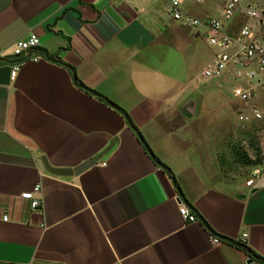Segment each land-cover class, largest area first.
Instances as JSON below:
<instances>
[{
  "label": "crops",
  "instance_id": "0c3cea01",
  "mask_svg": "<svg viewBox=\"0 0 264 264\" xmlns=\"http://www.w3.org/2000/svg\"><path fill=\"white\" fill-rule=\"evenodd\" d=\"M207 32L164 0H0V264H264V178L250 192L222 183L216 154L188 141L190 122L217 113L190 77L214 59ZM29 34L37 59L11 79ZM88 158L78 175L44 165ZM38 184L31 209L20 194Z\"/></svg>",
  "mask_w": 264,
  "mask_h": 264
},
{
  "label": "built area",
  "instance_id": "2783aa9c",
  "mask_svg": "<svg viewBox=\"0 0 264 264\" xmlns=\"http://www.w3.org/2000/svg\"><path fill=\"white\" fill-rule=\"evenodd\" d=\"M164 1L173 20L194 29L202 26L208 31V42L216 52L214 59L201 70V77L210 80L230 74L235 81L232 94L242 101L245 107L237 109L238 120H257L264 123V112L261 107L250 103L259 90H264V8L250 0H225L221 16L197 17L185 10L184 0ZM13 45V55L17 60L11 67V79L16 77L24 61L37 59L31 52L39 46V39L35 34H29L15 40ZM260 178H264V145L261 147L258 162L252 166L244 182L247 192L253 189L256 180ZM40 192L38 184L20 196L30 202L31 209H37L41 205ZM178 212L185 221L197 220L195 214L183 202L180 203ZM7 218V215L2 217L3 221ZM246 237V233L242 234L238 242L245 244ZM211 240L214 244L220 242V238L216 236Z\"/></svg>",
  "mask_w": 264,
  "mask_h": 264
},
{
  "label": "rangeland",
  "instance_id": "374dc122",
  "mask_svg": "<svg viewBox=\"0 0 264 264\" xmlns=\"http://www.w3.org/2000/svg\"><path fill=\"white\" fill-rule=\"evenodd\" d=\"M225 0H186V5L194 8L198 15L221 16L222 6ZM260 8H264V0H250ZM187 9V7H184ZM200 28H205L200 26ZM204 47L213 48L207 36L202 41ZM204 63L191 67V83L196 88L197 94H211L212 98L207 100L206 107L216 109L217 113H205L195 121L190 122L187 127L188 141L192 145L206 147L216 154L218 170L217 180L222 183L237 185L244 183L252 168L250 165H241L235 159L239 154L246 155L250 159L259 156L255 144L259 149L264 145V123L262 121H240L236 109L245 108L244 103L232 94L235 81L228 80L221 85L220 80L202 83L201 70ZM222 81V79H221ZM250 103L262 106L264 109V90H259ZM248 104V103H247ZM246 111V110H244ZM232 125L230 130L224 131ZM209 143V144H208Z\"/></svg>",
  "mask_w": 264,
  "mask_h": 264
},
{
  "label": "water",
  "instance_id": "95a60500",
  "mask_svg": "<svg viewBox=\"0 0 264 264\" xmlns=\"http://www.w3.org/2000/svg\"><path fill=\"white\" fill-rule=\"evenodd\" d=\"M193 104L192 102L186 103L184 106L180 108V112L183 116L190 118L192 116V108ZM96 163L95 158H88L87 160L83 161L82 163L78 164L74 168H69V169H57V168H52L50 167L44 160V165L47 168V170L50 173H53L55 175H60V176H71V175H78L84 170L88 169L92 165ZM243 196V195H242ZM179 201L182 202V197H178ZM253 261V258H249L248 262ZM2 264H9V263H2Z\"/></svg>",
  "mask_w": 264,
  "mask_h": 264
},
{
  "label": "trees",
  "instance_id": "16d2710c",
  "mask_svg": "<svg viewBox=\"0 0 264 264\" xmlns=\"http://www.w3.org/2000/svg\"><path fill=\"white\" fill-rule=\"evenodd\" d=\"M255 149H256L257 153H259L260 149H259L257 144H255ZM235 159L237 160L238 163H240L241 165H245V166H247V165L253 166L258 162L257 156L255 159H250L246 155L244 156V155L239 154Z\"/></svg>",
  "mask_w": 264,
  "mask_h": 264
}]
</instances>
